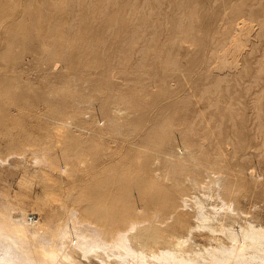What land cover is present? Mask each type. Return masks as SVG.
Here are the masks:
<instances>
[{
	"label": "rangeland",
	"instance_id": "1",
	"mask_svg": "<svg viewBox=\"0 0 264 264\" xmlns=\"http://www.w3.org/2000/svg\"><path fill=\"white\" fill-rule=\"evenodd\" d=\"M55 1H0L8 60L0 76L9 81L0 96V214L23 209L45 228L65 225L61 201L70 210L71 195L107 178L110 188L138 183L128 217L141 209L144 227L186 236L196 198L206 212L222 216L228 205L241 225L264 228V0ZM42 157L76 177L41 167ZM165 162L179 166L176 179L154 175ZM75 224L72 234L86 233V221ZM196 244L209 246L205 230L191 233Z\"/></svg>",
	"mask_w": 264,
	"mask_h": 264
},
{
	"label": "bare ground",
	"instance_id": "2",
	"mask_svg": "<svg viewBox=\"0 0 264 264\" xmlns=\"http://www.w3.org/2000/svg\"><path fill=\"white\" fill-rule=\"evenodd\" d=\"M0 1H2V0H0ZM32 1H34V0H32ZM57 1H55V2H57ZM76 1L78 2V0H76ZM66 2H68V1H66ZM30 3H29V7L31 5ZM71 3H73V2H71ZM64 4H65V1H64ZM131 4H133V2ZM142 4H144V3H142ZM23 5L26 7V5H28V4L25 5V3H24L21 6H23ZM69 5L70 4H68V6ZM55 6L57 7V4H55ZM66 6H65V9H66ZM32 7H31V9H32ZM28 8L26 7L25 10L28 11L29 10ZM71 8L72 7H70V9ZM160 8H161V6H160ZM57 9H58V7H57ZM158 9H159V7H158ZM64 11H67V10H64ZM18 12H20V11H18ZM25 12L23 14H25ZM30 12L31 11H29L27 13H29V15H30L31 13L35 12V10H33V12H31V13ZM70 13L69 14L71 17L74 13L73 14H72V12H70ZM150 13H149V15H150ZM15 14H17V12H15ZM15 14L13 15L14 17H15ZM17 15H16V19L18 17ZM133 15H132V17H134ZM13 16H12V19L10 17L9 18L11 20H13L14 19ZM26 16H25V18H26ZM33 16H35V15H33ZM62 16H59V17H62ZM157 16H159V15H157ZM54 17H55V15H54ZM67 17H69V16H67ZM123 17H125V16L123 15ZM9 18H8V21L10 20ZM62 18H64V17H62ZM148 18H149V16L147 17V19ZM246 18H248V16ZM29 20L30 19H28V21ZM144 20H145V18H144ZM8 21H6V22L8 23ZM31 21H32V19H31ZM31 21H29V22H31ZM71 21H70V23H72ZM17 22H19V21H17ZM17 22H16V24H17ZM7 23H5V24H7ZM13 23H15V22L13 21ZM18 25H19V23L16 25V27H20V25L19 26ZM23 25H24V23H23ZM73 25H74V23H73ZM52 26H54V25L52 24ZM69 26H71V24L68 25L67 28H69ZM8 27H11V26L8 25ZM13 27H14L13 29L15 30L16 28H15L14 24H13ZM22 27H21V29H22ZM31 27H33V25L30 26L29 28H31ZM2 28H4V27H2ZM67 28H66V30H67ZM5 29L6 28H4V31L0 30V34H1V31H3L2 32V34H3L5 32ZM11 29H12V27H11ZM138 29H139V27H138ZM22 30H24V29H22ZM14 32L13 33L11 32L10 34L11 35L13 34V36H14V34L17 35V34L21 33V31H17L18 33H16V32L14 33ZM5 33H7V32H5ZM29 33H30V31H29ZM132 35H133V33H132ZM132 35H131V37H133ZM134 35H135V33H134ZM3 37H6V36H3ZM40 37H41V35H40ZM12 38H10V35H9V40H7V41H10V39H12ZM43 38H45V37H43ZM2 41L5 42L6 40L3 39ZM222 41H224V40H222ZM4 42H2V44ZM8 45H9V43H7V46ZM4 46L7 47L5 44H4ZM220 46H221V48H223V44ZM1 48H3V47H1ZM143 49H140V50H143ZM2 51H4V49ZM2 51L0 52V54L3 53ZM5 52H6V50H5ZM8 53H9V51H8ZM139 54H140V52H139ZM0 57H2V58H0V60L2 59L1 63H3L4 57H5V62L8 61V60H6L7 59L6 56L3 57V55H1ZM215 57H217V56L215 55ZM220 60L221 61L219 63V66L224 67L226 65L225 59L220 58ZM140 63H141V61H140ZM255 63H257V61ZM5 64L3 63L2 65H5ZM2 68L3 67L0 65V69H2ZM262 69H264V68H262ZM257 72H258V70H257ZM260 72H262V71L260 70ZM257 77H259V76H257ZM220 79H218V80H220ZM222 82H224V81H222ZM8 83H9V81L5 76H3V75L0 76V96H2V94L6 91L5 89L7 88ZM215 89H217V88H214V90ZM262 89H264V88H262ZM206 91H208V90H206ZM201 97H202V95H201ZM254 102H257V101H254ZM253 103H252V107L255 106V105H253ZM254 109H255V107H254ZM206 111H207V109H206ZM259 112H260V110H259ZM117 113H119V112H117ZM200 115H202L201 112H200ZM258 115H256V116H258ZM197 117H198V113H197ZM254 120H253V122H254ZM190 132H192V131H190ZM203 140H204V138H203ZM262 147H264V146H262ZM234 154H232V155H234ZM177 159H178V157L175 158V160H177ZM188 159L190 161H193V159H194V165H195V166H193L194 170H200L201 169L196 162L195 156L190 155ZM36 161H37L36 163H38L39 161L42 163L41 167L46 165L45 167L47 169H48L47 166L55 165L53 163L48 164L45 161L47 163L46 164L44 162L43 157L40 160H37V158H36ZM1 162H3V160L2 161L0 160V163ZM178 163L182 164L181 169L186 167L185 160L182 161V160L178 159ZM39 165H40V163H39ZM51 166H49V169H51ZM45 167H43V168H45ZM178 169H179V166L173 165L169 162H165L160 167L159 172L157 170V172H155L154 175L157 177H161V174H163L164 177L169 176V177H172L173 179H176V178H174V176H171V175H174V173H170V172H172V171L175 172ZM54 170L57 171L58 173H63V174L65 173L66 176H68V177L70 176V179H71V177L73 178L74 176L76 177V175H77V172L71 171V169L67 166V163H64L63 166H58L56 164L54 166ZM194 175L195 176L193 177L192 182L195 185V184H198L197 179H198L199 172H195ZM249 175H251V173ZM135 177H138L137 173H135ZM226 177L227 176H224V178H226ZM222 179H223V176H222ZM49 180L50 179H48L47 181H49ZM167 180H168V178H167ZM109 182H110V180H107V178H101L97 182H95L96 184L94 186L87 188V192H85V194L76 192V194L71 195L69 197L72 201V204H71L72 207L70 210H68L69 205L68 206L66 205L67 206L66 207L62 203L61 199L60 200L57 199V204H59L58 201H61L60 208L65 210V213L63 216L65 225L62 224L61 226H56L54 228L49 226L52 229H50L49 227L45 228V227H47V225L45 227H44V225H41V223H39V219L35 218L33 213L30 214V215H33V217L28 219V217L25 216L24 211H22L23 209L19 211V214L17 213L15 216L13 215L12 218H10V219H8V218L6 219V215L4 216L3 214H0V264H63L64 262L67 264L68 263H70V264H82L80 262V260L73 258L74 252H76V255L77 254L80 255L79 257L77 256V258L83 257L85 260H87V262L89 264H95L92 262V260H95V262L97 264H264V228H262L261 226L253 225V224L248 223V222H245L246 223L245 225H241L239 223V221L235 219V214L233 213L234 210L232 209L231 206L227 205L225 207V209H226L225 213L222 216H218L219 213H217V211H215V209L212 207H211L212 208L211 212H206L205 207H203L202 203L200 201H197V199L195 198V200L193 201V204H194L195 209H196L195 214H194V220L196 221L197 225L190 226L186 231V234H185L186 236H179L176 233H174V231L168 232L169 231L168 229L167 230L164 229V231L160 232L159 229H157L156 227H147V226L144 227V223L146 220V219L144 220V217L146 216V213L141 212V214H139L141 209L138 211L137 208L136 209L133 208L132 212H131V217L130 216L128 217V214H129L128 212L131 211V209H130L131 208V203H130L131 197H130V195L133 194L134 192H136V190H137L136 186L138 185V183L134 184L135 186L134 185L130 186V188H128V189L127 188L122 189L121 186H116L114 188H110L108 186L110 184ZM174 182H176V181H174ZM221 182H222V180H221ZM218 183H220V181H218ZM82 187H84V186L82 185ZM131 187H133L135 189H133ZM223 193H224V195H226L227 191L223 189ZM218 196H219V194H218ZM150 198H151L150 200L152 201V203L154 202L156 204L155 206L158 207L160 205V204H158V202L157 203L155 202L156 199H153L152 196ZM192 199H194V198H192ZM181 201H180L181 204L178 207H181V206L185 207L187 205L186 200L182 199ZM168 205L174 207L173 205H175V203H173L171 200H169ZM194 206H192V207H194ZM20 212H22V213H20ZM14 214H15V212H14ZM10 215L11 214H8L7 216L10 217ZM157 217H158V215H157ZM157 217H156V220H157ZM80 220L86 221V225H84V227H83V228H85L84 231H86V233L85 234H84V232H83V234L80 233L81 231L79 232V229L77 228L80 235H78V234L75 235L77 233V231L75 229L77 227L76 226L77 223L75 224V222L80 223ZM169 220L170 219H168V221ZM164 223H165V221H164ZM235 223L237 224L238 227L239 226H243V227H240L238 230H235L236 229L235 228L236 226H234ZM49 225H51V224H49ZM73 225H75L76 227ZM163 225L160 224V226H163ZM29 226L30 227L32 226V227L29 228ZM199 227H202V228H199ZM70 228H72L73 230L75 229V231H76L75 234H74V232H73V234L71 233ZM80 229H82V228H80ZM195 230H198V231H200V230L204 231L205 230L206 240L209 243L208 247H203V246L201 247L199 244H196L195 245V247H197L196 251H194L195 249L193 246L189 247V237H190L191 233ZM82 231H83V229H82ZM43 233L45 235H43L44 238L42 236H40L43 238L42 242H40L39 241L40 238L38 239L37 237ZM36 239H38V241L40 242L39 244H37L38 241ZM69 240H70V242H69ZM66 242H68L69 244H67ZM211 243H214V246H212ZM67 246H68V248H66ZM66 249H69V251H72V252H69L68 250L65 251Z\"/></svg>",
	"mask_w": 264,
	"mask_h": 264
}]
</instances>
